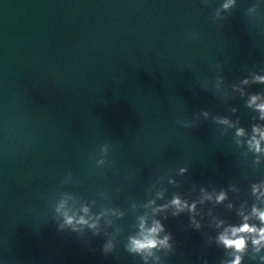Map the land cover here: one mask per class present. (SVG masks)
Instances as JSON below:
<instances>
[{
  "label": "water",
  "instance_id": "1",
  "mask_svg": "<svg viewBox=\"0 0 264 264\" xmlns=\"http://www.w3.org/2000/svg\"><path fill=\"white\" fill-rule=\"evenodd\" d=\"M225 3L0 0V264H145L125 249L142 216L172 234L147 264L231 258L218 235L264 208V0ZM174 194L196 213L153 211ZM62 201L96 227L58 230Z\"/></svg>",
  "mask_w": 264,
  "mask_h": 264
},
{
  "label": "clouds",
  "instance_id": "2",
  "mask_svg": "<svg viewBox=\"0 0 264 264\" xmlns=\"http://www.w3.org/2000/svg\"><path fill=\"white\" fill-rule=\"evenodd\" d=\"M230 3H234V0H229V3H225L223 7H229ZM254 80L256 82L264 83V76H255ZM247 82L246 80L244 81ZM262 94L256 93L251 96V99L248 101L249 106H255L259 110L260 119L264 120V101H261ZM207 115V113H205ZM221 123H228L226 118H221L219 121ZM188 126V125H185ZM244 129L238 128L236 130L237 136H243ZM262 141H264V127L259 125H253V132L251 139L248 141L249 149L255 151L256 153H264V147H262ZM180 173H185L188 171L187 167L180 168ZM264 181H259L252 184V194L257 197V200H260L261 197H264ZM202 191H204L202 189ZM158 196L162 194L158 193ZM226 193L220 191L216 195L215 199L217 202H221L226 198ZM206 199L211 200V195H206ZM202 202V201H201ZM155 201H149L150 206L154 204ZM169 207H174L175 211L173 215H178L180 212L187 210L189 213H196V201L189 203L187 199H182L181 196L174 194L172 199L168 203L159 205L154 208V212H159L166 210ZM84 215H79L76 212H73L69 208L66 202H60L56 207V212L62 217L61 222L58 224V230H63L65 225L71 226L72 231H79L81 225H86L89 228H95L96 223H89V208L83 206L81 210ZM240 215L243 218V222L239 225H228L223 232H221L218 237V243L222 244L226 250L227 254L231 257L228 260H224L221 264H242L245 256L248 253L249 247L251 246L252 252L254 255L250 257L251 260H258L260 264H264V255H255L259 254L264 250V208H260L257 204L252 205L251 213L245 215L244 212H241ZM254 218L258 223H250V219ZM140 219L139 232L137 235L130 236L128 242L125 244V249L129 254H137L141 259L147 264L148 258L153 257L155 260H159L160 257L155 255V252L160 249L170 250L172 245L170 240L172 239V234L167 232L165 226L159 220H153L151 226H147V217L142 216ZM192 223L199 228V223L195 220V215L191 217ZM221 223H223L221 221ZM164 233L163 236L160 234ZM115 245L112 241L102 245V253L107 255L110 251H113ZM204 264H208L207 260L204 259Z\"/></svg>",
  "mask_w": 264,
  "mask_h": 264
}]
</instances>
